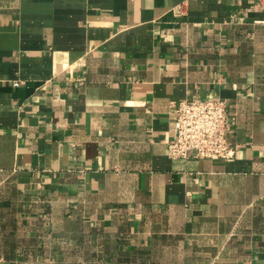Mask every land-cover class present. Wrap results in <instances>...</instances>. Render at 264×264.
<instances>
[{
    "label": "crops",
    "instance_id": "obj_1",
    "mask_svg": "<svg viewBox=\"0 0 264 264\" xmlns=\"http://www.w3.org/2000/svg\"><path fill=\"white\" fill-rule=\"evenodd\" d=\"M194 96L234 158L168 156ZM0 264H264V0H0Z\"/></svg>",
    "mask_w": 264,
    "mask_h": 264
},
{
    "label": "built area",
    "instance_id": "obj_2",
    "mask_svg": "<svg viewBox=\"0 0 264 264\" xmlns=\"http://www.w3.org/2000/svg\"><path fill=\"white\" fill-rule=\"evenodd\" d=\"M20 85L21 80H16ZM174 134L168 142L170 158H234L238 146L230 140V104L225 98L187 97L172 102Z\"/></svg>",
    "mask_w": 264,
    "mask_h": 264
}]
</instances>
